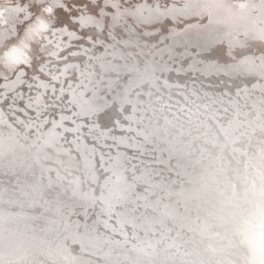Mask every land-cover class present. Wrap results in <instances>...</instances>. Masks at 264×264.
Returning <instances> with one entry per match:
<instances>
[{"label": "bare ground", "instance_id": "1", "mask_svg": "<svg viewBox=\"0 0 264 264\" xmlns=\"http://www.w3.org/2000/svg\"><path fill=\"white\" fill-rule=\"evenodd\" d=\"M27 2L28 0H0V5L1 3L6 5V8L0 9V77H8L6 80L0 78V87L2 86L0 88V154L1 152L4 154L0 155V163L7 164L9 169H12L15 185L21 179L23 172L20 171V163L30 168L35 166L38 171H33L34 175L42 174L41 170L45 167L46 178L43 180L46 186L47 184L51 186L52 193L49 197L45 194L40 199L42 200L40 208L35 209V186L27 187V183H23L24 185L19 183L18 187L2 188L0 194L10 204L8 208H0V264H114L106 260L101 252L84 246L81 235L87 225L92 228L93 234H96L95 232L108 234L106 232L109 230L105 231L104 228L121 233L122 240L131 243L130 247H134L132 242L135 241L144 243L151 251L150 258L159 260V264H246L247 253L241 244L244 221L254 215L256 208L264 205V121L259 114L260 111H264V106L256 102L257 99L264 101L263 92L259 95L255 93L254 98L247 97L248 102L252 104L250 109L248 105L247 108L244 107L242 102L243 106L239 105L244 108H241L235 96L233 100L228 99V96L226 99L220 96L219 99H214L213 102L216 103H213V97L209 99L210 96H205V91L210 89L221 93V90H224L232 95L230 87L225 85L211 88L199 85L201 93L200 91L198 93V88L195 89L191 83L187 86V83H183L178 77L180 74L174 73L185 72L187 69L194 72L199 68L197 60L200 59L202 62L199 65L208 66L215 73L223 71L233 75L234 70H230L229 67H237V71L240 69V73L245 72L247 76L248 73H254V70L263 75L258 67L264 66V42L258 40L255 34L264 31V0H145L143 4H140L139 0H131L132 4L138 6V11L132 14L129 9L119 10L124 7L123 0H104L106 4L118 6L114 19H118V22L124 19L127 21L121 24L125 25L124 29L127 31L125 34H122L118 24L113 26L112 20H107L103 15L97 18L95 16L97 8L88 4V0H69L74 8L79 9L84 4H87V7L78 13H72L70 17L58 13L54 19L64 21L65 28L50 27V31L42 33L40 50H37L34 43L40 37L33 36L28 39L26 35L29 24L27 14L19 15L18 5ZM39 2L56 9V5L64 3V0H39ZM240 2H246L248 7L241 10L237 7ZM90 13L93 14L91 19H89ZM17 17L21 18L20 21ZM71 17L73 19L76 17L77 22ZM89 24L94 26L90 27ZM82 25L88 26L82 28ZM103 25V31H99ZM136 25L141 27V31L146 32V36L129 30V27L137 29ZM107 26H111L108 34L113 37L109 41L105 38L106 31L109 30ZM78 27L81 28L80 31ZM155 30L156 34L153 33ZM69 32L73 33L69 35ZM74 35H80L82 38L72 42L76 43L75 46L63 47L70 43L69 40H73L69 37ZM87 37L93 38L92 43L88 42ZM158 39L163 41L155 44ZM21 40L28 43L29 48L32 49L31 55L33 52L37 55V51L53 50L55 55L64 57L50 69L51 65H46L45 61L48 57L32 56L33 66L27 69V76H24L19 67L13 73L9 71L4 53L12 46H18ZM103 40H105L104 48L95 45V42L103 44ZM51 43H56L58 47H54L56 44L53 46ZM122 45L124 46L121 47ZM194 45H198L196 48L198 50L206 49L211 57L207 56L209 55L207 53L196 60L192 54L181 61V57L193 52L190 47ZM107 46L109 48H106ZM60 47V50L66 49L57 53ZM79 50L86 54L74 52ZM68 51L74 54L70 53L69 56ZM147 51L148 55H144ZM155 54L157 56L154 60ZM87 55H92V59ZM140 56L150 59L147 63L142 62V68L135 65V61H144L139 59ZM256 58L258 59L255 60ZM94 61H97L98 67H101L95 72L96 75L92 74L95 70L93 66L96 64L93 63ZM87 63L92 67L86 68ZM39 64L40 69L35 66ZM171 67L175 71L170 72ZM133 68L137 69V72H131ZM60 70L61 74L58 73ZM41 71L50 74L63 87L58 89L56 82H49V77ZM115 72H121V75ZM117 75L119 77H116ZM123 75L128 79L126 81L123 79L121 82ZM158 76L162 78L160 83L157 80ZM116 78L120 80L118 82H121L122 86L116 84ZM251 81L252 78L240 81L244 83L241 86L243 90L236 88V93L239 96L248 94L246 89ZM31 82H34V85H31ZM178 85H186L190 92ZM234 86L239 85L234 84ZM253 86L261 90L264 81L257 80ZM28 88L34 89L35 92H29L32 96L25 97ZM135 88L142 91H146L147 88L158 90V95L154 98L155 100L158 98L157 103L152 102L154 99L150 95L151 100L153 99L149 104L151 107L145 109L144 104L140 103L141 100L146 101L144 97L127 94ZM9 91L14 94L10 93L12 97L7 96ZM106 91L110 92V95L106 94ZM51 92L55 95L58 93L57 98L58 95L67 93L64 95L70 99L69 102L66 101L67 104L75 103L76 106L73 105L74 107L71 108L79 111L75 114L96 118L94 124L88 123V125L94 126L97 131L92 130L95 133L91 134L96 138L97 143L104 145L107 136L112 140L113 137L115 138V143L118 145L114 147L110 145L113 150L108 153L109 157H106L102 149L89 140V137L80 135L79 138H75L73 135L72 138V135H69V130L80 127L77 123L71 127L66 122L67 119L75 118L71 117L73 114L70 116L63 109H55L54 99L48 100L50 96L52 97ZM189 93H192L191 96ZM5 96L11 98V103L10 98ZM242 96L239 100H242ZM20 97H24L23 100L17 101ZM184 97L188 98V101H185ZM221 99L226 102H221ZM114 100L118 103L114 104V107L117 106L116 110L119 107L125 114L121 115L127 118L125 121L120 119L119 111L117 112L113 107L97 114L110 106ZM56 103H59L57 99ZM126 103L130 104L123 108ZM7 104L15 107L14 110L13 107L5 108ZM67 104L65 103L66 106ZM229 105L231 113L226 111ZM16 108L20 111H15ZM5 109L16 114L12 116H15L19 125L11 121L13 117L9 116ZM147 109L153 116H147L145 113ZM251 109L253 115L246 114ZM50 110L57 111L58 115L56 113L50 118V114L46 115ZM21 111L29 114L28 120H26L28 115L21 114ZM32 113L35 114L34 117L31 116ZM158 115L161 118L156 121ZM31 127L35 129L32 136H30L32 132L30 135L26 133ZM62 135H66V139L62 138ZM27 137L29 144L36 145L35 151H32L34 146L31 148L27 141L21 139ZM68 137L72 139L73 146L76 145L75 147L79 149L78 153L72 152L77 148L72 147V150H69V147L65 148L61 143ZM109 141L107 142L110 143ZM69 143L67 146H72ZM19 149L21 151L29 149L32 153L30 155H33L30 160L34 159L35 164L32 165L30 160L23 161L27 158L24 159L25 154L19 152ZM39 150L42 152L40 157ZM9 151L13 152V156L21 154L22 159L9 157ZM65 151L73 156L76 155V161L81 164L79 168L82 174L75 173L70 168L66 170L72 173L70 175H64L58 170L72 166L71 159L74 157L71 155L66 154L68 161L65 165L62 162L65 156L60 153L65 154ZM103 152L105 153L106 150ZM133 153L138 160L134 158ZM43 158L55 162L42 160ZM13 163H17L18 166ZM125 168L128 180L124 177ZM161 169L165 172H161ZM102 171L107 172L102 175ZM191 172L196 173V177H192ZM109 175V179L107 177L101 180ZM114 175L116 177L112 180ZM79 179L91 189L95 187L97 181L105 187L107 181H110L109 187H106L108 195L114 193L113 196L120 198H115L114 201L123 203L126 200L130 203L126 202L127 205L123 203V211L112 208L116 210L115 222L108 219L109 211L106 210L109 207L104 209L106 213L104 217L100 215L103 205L101 208L97 207V214L96 212L89 214L91 206L96 205L92 199L87 196L81 197L80 192H77ZM183 180L191 183L183 185L181 183ZM92 181L94 183H91ZM172 182H177L172 188L165 185ZM66 187L69 188L65 193ZM143 187L147 189L146 193H143ZM161 188H164L163 192H159ZM87 189L85 187L82 190ZM131 191H135V194H131ZM154 191L166 197L161 201L160 208H157V199L152 200L153 196L145 200V197ZM54 192L56 193L53 196ZM170 195H173L172 199L167 200ZM136 204H141L140 208L132 211ZM146 205L149 209L156 210V216L150 218V215L149 217L146 214L142 215ZM126 206H129V210H126ZM74 210L80 211L81 214L70 217ZM124 211L130 212L128 216L120 214ZM39 212L41 214L44 212V215L41 217L39 215L35 223V216L40 214ZM134 215L140 216V221L133 219ZM45 218H53L56 221H45ZM24 219L29 223L30 228L27 231H23L18 226L19 222L23 224ZM78 225L82 227L80 232ZM51 228H54L55 232H50ZM136 228L143 230L142 235H138L139 231ZM129 229L135 236V241L125 237L123 230L126 233ZM60 231L63 233L59 235ZM71 231H76L77 236ZM164 236H169V240ZM179 244L182 246L179 247ZM196 244L198 246H195ZM134 250L139 249L134 247ZM178 250L180 252H177ZM112 258L120 261V257ZM121 258H124L123 255Z\"/></svg>", "mask_w": 264, "mask_h": 264}, {"label": "rangeland", "instance_id": "2", "mask_svg": "<svg viewBox=\"0 0 264 264\" xmlns=\"http://www.w3.org/2000/svg\"><path fill=\"white\" fill-rule=\"evenodd\" d=\"M49 4H51V3H49ZM161 4H163V3H161ZM58 5L60 6L61 4L59 3V4H57L56 6L58 7ZM6 8V5L5 4H3V3H1V5H0V9H2V8ZM1 14L2 15H5V13L4 12H1ZM17 18H19V17H17ZM20 19L21 18H19L18 20L20 21ZM71 19L72 20H74L75 22H77V19H76V17L73 19L72 17H71ZM76 19V20H75ZM22 22V21H21ZM127 21L124 19L122 22H118V23H116V24H118L117 26H119V28H121L120 29V31L122 32V34H125L127 31H126V29H124L125 27V25L123 26V25H121V24H125ZM20 24V23H19ZM22 24V23H21ZM90 25V27H93L91 24H89ZM121 25V26H120ZM85 26H88V25H82V28L83 27H85ZM138 28L136 29V28H130L129 26V30L130 31H137V32H139V34H141V35H144V36H146V32L145 31H141L142 29H141V27L139 26V25H136ZM108 28H109V30L107 29V33H106V36H105V38H106V40H110V38H113V37H111V36H109V31H111V26L109 27V26H107ZM78 28H80V27H78ZM102 29H104V25L102 26ZM79 31L81 30V28L80 29H78ZM156 30H158V29H156ZM156 30H155V32H153L154 34H156ZM159 31V30H158ZM157 31V32H158ZM143 33V34H142ZM145 33V34H144ZM152 32H151V34H153ZM65 36H66V34H65ZM79 37V38H78ZM81 36L80 35H74V36H72V37H69V39H73L72 41L71 40H69L70 41V43H68L67 45H65V46H63V47H70V46H75L76 45V43H72V42H75L76 40H79V39H81L80 38ZM105 38H103V39H105ZM159 39H161L160 37H159ZM157 40L158 42H156L155 44H159L160 42H162L163 40ZM105 40H103L102 42H103V44H97V42H95L96 44V46L97 47H102V48H104V42ZM160 41V42H159ZM51 42V41H50ZM50 42H49V44H50ZM119 42V41H118ZM139 43H141V42H139ZM52 44V43H51ZM56 43H53L52 45L54 46ZM199 46H200V44H198ZM198 45H194V46H192V47H190L192 50H193V52L192 53H189V54H186V56H183V57H181V61L183 60V59H185L186 57H189L190 55H194L196 58V60L197 59H199V58H202V57H200L201 55L202 56H204L205 54H207L208 52H207V50L206 49H202L203 50V52H202V50H198V49H196L197 47H198ZM77 46H78V44H77ZM124 45H122L121 47H123ZM130 46H132V47H134V45H130ZM54 47H58V45L56 44ZM195 47V48H194ZM246 48H248L249 46H245ZM66 48H63L62 50H60L61 49V47L57 50V53H60L61 51H63V50H65ZM106 48H109L108 46L106 47ZM195 50H197V51H195ZM52 51V52H51ZM49 50V51H37L38 53H37V55H36V53L35 52H33V54H32V56L33 57H37L38 55H39V57H37V58H40V57H43V56H45V57H48V59L47 60H45L46 61V65L47 64H49V65H51V66H49V68L50 69H52V66L53 67H55L54 65H56V62L57 61H59V60H61V59H63V57L64 56H57V55H55V53L53 52V50ZM201 51V52H200ZM46 52H47V54H46ZM76 54L78 53V52H81V50H79V51H74ZM74 52H70V51H68V54L67 55H69V56H71L70 55V53H73L74 54ZM101 52L103 53V49H101ZM100 52V53H101ZM200 52V53H199ZM54 53V54H53ZM83 55H85L86 53L85 52H81ZM81 53H78V54H81ZM85 53V54H84ZM135 53H137V52H135ZM144 53V52H143ZM226 53V52H225ZM139 54V53H138ZM144 55H148V51L146 52V54L144 53ZM88 56V55H87ZM131 56V55H130ZM157 55L155 54L154 55V60H155V57H156ZM177 55H174V57H176ZM89 58H91L92 59V55H90V56H88ZM97 57V54L95 55V58ZM198 57V58H197ZM53 61H52V60ZM139 59H144V57L143 56H140L139 57ZM157 59V58H156ZM160 60V59H159ZM178 60V59H177ZM204 60V59H203ZM44 61V62H45ZM48 61V62H47ZM150 61V59H144V61L143 60H141V62H139V61H135V65H139V66H141L140 68H142V62H145V63H147V62H149ZM138 62H139V64H138ZM200 62H202L200 59L199 60H197V65H198V69H195V71L194 72H191V69H187V70H190V71H185V72H175L174 74H180V76H178L179 78H180V80H182V82L183 83H187V86H189L190 85V83L193 85V87L195 86V89H197V91H198V93H199V91H200V93H201V89H200V87H199V85L200 86H208V87H211V88H220V87H223V86H228V87H230V89H231V91H232V95L230 94V93H227V92H225L224 90H221V93H222V95H221V93H218L216 90H211L210 91V89L206 92H204L203 90H202V92H204L205 93V96H207V97H209V99H211L212 97H213V99H212V102H213V100L214 99H216V98H220V96H224L225 98L224 99H226V97L228 98V99H230V100H233V97L235 96V97H237L238 98V102H237V104L239 105H242L243 103V105H244V107H246L247 108V105H248V107H249V109H250V106L252 105L250 102H248V98L247 97H250V98H254L255 97V93L256 94H262V92H263V95H264V87H262L261 88V90H259L257 87H255V86H253V84L257 81V80H259L260 82H262V81H264L262 78H260L259 77V75L260 74H258V73H256L255 71H257V70H254V73H248V76H247V74L244 72V74L243 73H240V69H239V71H237V68H231V67H229V69L230 70H234V78H233V75H231V74H229L228 75V73H226V72H218V73H215L213 70H210L211 68L210 67H208V66H204V65H199L200 64ZM51 63V64H50ZM93 63H96L94 66H93V68L95 69V70H93V72H92V74H94V75H96V73L95 72H97L98 70L97 69H101V67H98L99 66V64H98V62L97 61H94ZM174 63H176V61L174 62ZM88 64V63H87ZM85 64V67L87 68L88 66L91 68L92 67V65L91 64ZM43 65H45V63L43 64ZM91 65V66H90ZM36 66V68H38V69H40V64L39 65H35ZM88 67V68H89ZM96 67H98V68H96ZM203 67V68H202ZM57 68H60V66H57ZM172 68V67H171ZM171 68H169L170 69V72L171 71H175V70H173V68L171 69ZM202 69V70H201ZM204 69V70H203ZM208 71H207V70ZM208 72H206V71ZM237 72H236V71ZM137 72V69L135 70L134 68L133 69H131V72ZM41 72H43L46 76H48L49 77V82H51L52 83V81L53 82H56V86H57V88L58 89H60L61 87H63V85L59 82L58 83V81L57 80H55V79H53L52 78V76L49 74L48 75V73H46V72H44V71H41ZM61 72V70L58 72V73H60ZM130 72V73H131ZM204 72V73H203ZM120 74L121 75V72H115V74ZM128 73V72H127ZM127 73H125V74H127ZM241 75H240V74ZM61 74V73H60ZM98 74V73H97ZM124 74V75H125ZM200 74V75H199ZM205 76H204V75ZM251 74V75H250ZM255 74V75H254ZM124 75L123 76H121V82L123 81V79H124V81H126L127 79H128V77H126V78H124ZM127 75H129V74H127ZM175 76V75H174ZM230 76V77H229ZM257 76H258V78H257ZM31 76H29V78H30ZM116 77H119V75H117ZM200 77V78H199ZM32 78H34V76H32ZM160 78L161 77H159L158 76V78H157V80H158V83H160L161 81H162V78H161V80H160ZM175 78V77H174ZM174 78L172 79V80H174ZM248 78H252V81H251V83H249L250 84V86H248V90L246 89V91H248V94H243V96L240 94V96H239V94L238 93H236V88H238L239 90H243V87H241V86H243L244 85V83L243 82H240V81H242L243 79H248ZM35 79V78H34ZM50 79H51V81H50ZM186 79V80H185ZM230 79V80H229ZM237 79H239V80H237ZM242 79V80H241ZM27 80V79H26ZM116 81H117V85H119V86H122V83L121 82H118V81H120V80H118V78H116L115 79ZM235 80H237V82L235 81ZM189 81V82H188ZM192 81V82H191ZM231 81H232V83H231ZM193 82H194V84H193ZM227 82V83H226ZM23 83H25V80L23 81ZM22 83V84H23ZM32 83V84H31ZM30 84L31 85H34L33 83L34 82H31ZM189 83V84H188ZM205 83V84H204ZM208 83V84H207ZM55 84V83H54ZM196 84H198V85H196ZM215 84V85H214ZM224 84V85H223ZM233 84V86H231ZM234 84H237V85H239V86H234ZM26 86H27V84H25ZM31 85H29V87H31ZM95 85H96V83H95ZM143 85H145V83H143ZM211 85V86H210ZM221 85V86H220ZM35 86H37V84H35ZM178 86H180V87H183L187 92H190L189 90H188V88H187V86L186 85H178ZM261 86H263V85H261ZM137 87V86H136ZM152 87H154V86H152ZM151 87V88H152ZM241 87V88H240ZM0 88H2V86L0 87ZM31 88H34V87H31ZM31 88H28L27 89V94H26V91L24 92V94H26L25 95V97L26 96H32V95H30L29 94V92H35V88L33 89V90H30ZM57 88H55L56 90H57ZM113 88H115V87H113ZM112 88V89H113ZM54 89V90H55ZM200 89V90H199ZM244 89H245V87H244ZM1 90H3V89H1ZM113 90H115V89H113ZM136 90V91H135ZM149 90V91H148ZM156 90V89H155ZM154 90V88L152 89V90H150L149 88H147V90L146 91H142V89L141 90H139V89H134L132 92V96H134V94H137L138 96H141V97H144L143 99H145L146 101H143V100H141L140 101V103L142 102L143 104H144V108L146 109V108H148V107H151V106H149V104H151V101L155 98V97H157L156 95H158L157 93H158V90H156L155 91ZM153 92V94H149L150 92ZM252 91V92H251ZM2 92V91H1ZM108 91H106V94H109L110 95V92H108ZM136 92V93H135ZM146 92V93H145ZM213 92V93H212ZM251 92V93H250ZM254 92V93H253ZM9 94L7 95V96H10V97H12L11 96V94L10 93H12V92H8ZM50 93V92H49ZM138 93H140V94H138ZM149 95H148V94ZM216 93V94H215ZM54 94V95H53ZM58 94V93H57ZM56 94V95H57ZM65 94H67V93H64L63 95H58V97L59 98H57V96L55 95V93L54 92H51V94L50 95H52V97L50 98L49 97V99L48 100H53L54 99V101H55V104H54V106H56L55 107V109L56 110H59V109H63L65 112H67L68 113V115H70V114H73L71 117H75V118H73L74 119V121H73V119L72 118H70V119H67L66 120V122L67 123H69V125L71 126V127H74L75 126V124L77 123L78 125H79V127L80 128H74V129H71V131H72V133H71V131L69 130V129H67V131L69 132V135H72L71 137L73 138V135H74V137L76 138H79L80 137V135H82V136H87V137H89V140H92L93 142H95V144L97 145V147H100L101 149H102V153L104 154V155H106V157L108 156L109 157V154L108 153H110V151L111 150H113V147H114V145H116L117 143H115V138L113 137V140L112 139H109V137L107 136V137H105V139L106 138H108V139H106L107 141H109L110 143H108L107 141H106V143L105 144H107L108 146H113L112 148H111V146L110 147H108V146H106L105 144V146L102 144V143H97V141H96V138L95 137H92V135L91 134H94L95 132H97V131H95V129H94V126H90V124H94V121L96 120V118H94V116L92 117H87V115H82V114H78L79 113V111L76 109V110H74V108H71V107H74L73 105H75V103H73V104H67L69 101H70V99L69 98H67V97H64V95ZM190 94V95H189ZM188 95L189 96H191V94L192 93H189ZM208 94H210V95H208ZM227 94V95H226ZM236 94V95H235ZM12 95H14L13 93H12ZM148 95V96H147ZM150 95H152V100H151V96ZM231 95V96H230ZM250 95V96H249ZM7 96H5V98H10V97H7ZM56 96V97H55ZM218 96V97H217ZM241 96H242V100H239V99H241ZM146 97H147V99H146ZM240 97V98H239ZM24 98V97H23ZM23 98L22 97H20V99H18L17 101H22L23 100ZM58 100V102L59 103H56V99ZM66 98V99H65ZM63 99H64V101H63ZM158 99V98H157ZM156 99V100H157ZM185 101H188V98H186V97H184L183 98ZM7 100V99H6ZM13 100V99H12ZM68 100V102H66ZM150 100V101H149ZM155 99L152 101V102H154L155 103V101H156ZM175 100V99H174ZM244 100L246 101V102H244ZM259 100V101H258ZM261 100V101H260ZM13 101H15V100H13ZM177 101H179V100H177ZM221 102H226V100H220ZM9 102L11 103V98L9 99ZM63 102V103H62ZM115 100L113 101V102H111L110 103V106L108 105V107H105L103 110H101V112H98L97 114H99V113H102L104 110H106V109H109V108H114L115 110H116V107L117 106H115L114 107V104H115ZM207 102H209V101H207ZM241 102H242V104H241ZM248 102V103H247ZM256 102H260L261 104H262V106H264V101L262 100V99H257V101ZM9 103V104H10ZM65 103L67 104V106L65 105ZM146 103H147V105L148 106H146ZM156 103H157V101H156ZM155 103V104H156ZM213 103H216V101L215 102H213ZM116 104H118L117 102H116ZM130 104V103H129ZM128 103H126L124 106H123V108L125 107V106H127V105H129ZM154 104V105H155ZM23 105H25V103H23ZM153 105V107H155ZM173 105V104H172ZM239 105V106H240ZM242 105V106H243ZM9 106V107H8ZM53 106V107H54ZM76 106V105H75ZM11 107H13V106H10V105H5V108H7V109H11ZM152 107V108H153ZM229 107V109H226V111L227 112H230L231 113V111H230V108H231V106L229 105L228 106ZM241 107V106H240ZM244 107H241V108H244ZM14 108L15 107H13L12 109L14 110ZM119 109V110H118ZM118 109L116 110L119 114H120V119L121 120H126L127 118L126 117H122L123 115H125L123 112H122V110H120V108L118 107ZM6 110V109H5ZM46 110V109H45ZM148 110V109H147ZM252 110V109H251ZM251 110H249L250 111V113H252L253 112V110L251 111ZM15 111H20V109H18V108H16L15 109ZM78 111V113H76L75 114V112H77ZM150 110H148V112H149ZM6 112L7 113H9V116H12V115H15L16 116V114L15 113H10L9 112V110H6ZM123 114H122V113ZM200 112V111H199ZM57 113V114H56ZM150 113V112H149ZM21 114H23V115H28V117L26 118V120H28V118H29V114H26V113H24V112H22L21 111ZM48 114H50V118H52L55 114L56 115H58V112L56 111V112H54L53 110H50V111H47V113H46V115L48 116ZM148 114V113H147ZM33 115H35L34 113H32L31 114V116L32 117H34ZM76 115V116H75ZM122 115V116H121ZM15 116H12L13 118V120H11L12 122H14L15 124H18L19 125V123L17 122L16 123V118H15ZM81 118V119H79V118ZM94 118V119H93ZM93 119V120H92ZM49 120H52V119H49ZM79 120V121H78ZM83 120V121H82ZM71 121V122H70ZM81 122V123H80ZM84 122V123H83ZM82 123L84 124V125H82ZM88 123H90L89 125H88ZM5 126V125H4ZM7 126V125H6ZM21 127H22V125H20ZM19 126V127H20ZM31 129H34L33 127H31V128H29V130H25L26 131V133L28 134V135H30V133H31V135L30 136H32V135H34V133H35V129H34V131H31ZM92 130H94V131H92ZM75 131V132H74ZM88 132H90V134L88 133ZM62 138H65L66 139V135H62ZM70 137H68L67 138V140H68V142H66L67 140H62V144L64 145V147L65 148H68L69 150H72V147H73V149H74V147L76 146H73L74 145V143L71 141L72 139H69ZM21 139H23V140H25V141H27L28 142V144L30 143L29 142V138L27 137V139H25V138H21ZM112 140V141H111ZM71 141V142H70ZM71 143L72 144V146H67L68 144L67 143ZM65 143H66V145H65ZM69 143V144H70ZM30 145V147L32 146H34L33 148H32V151H35V148H36V145L35 144H29ZM101 145V146H100ZM102 145H103V147H102ZM118 145V144H117ZM46 147V146H45ZM75 148H77V147H75ZM78 149V148H77ZM77 149H74V151L72 150V152L73 153H78V151H79V149L77 150ZM20 150V149H19ZM41 150H43V149H41ZM41 150H39L40 152H38L39 153V157L40 156H42V155H40V153L42 154V152H41ZM106 150V152H107V154H106V152L104 153L103 151H105ZM19 152H23L24 154H25V156H24V158L27 156V155H30V150L28 149L27 151H26V149L25 150H20ZM28 152V153H27ZM43 152H45V150H43ZM62 152H64V151H62ZM66 152V151H65ZM60 153V152H59ZM12 154V155H11ZM32 154V153H31ZM61 155H63V156H65V158H64V160H62L63 161V164L65 165V163H66V161H68V159L66 158L67 157V155H71V156H73L72 154H70L69 152H66L65 154L63 153H60ZM67 154V155H66ZM141 154H144V153H141ZM146 155H149V154H147V153H145ZM11 155V156H10ZM10 155H8L9 157H12L13 156V152L12 153H10ZM16 155V154H15ZM17 155H19V156H21V158H22V155L21 154H17ZM132 155H134V158L136 159V160H138V157H136L135 155V153H133ZM151 155V154H150ZM7 156V157H8ZM33 156V155H32ZM32 156L30 155L29 157H28V159H25V160H23V161H29L31 158H32ZM14 157V156H13ZM26 157V158H27ZM74 159L72 158L71 159V162H72V166L71 167H76V168H78L79 170H80V168H79V166L81 165L80 163H78V161H76V155L74 154ZM9 159V158H8ZM11 159V158H10ZM48 159V158H47ZM66 159V160H65ZM21 160V159H20ZM34 159H32V161H31V164L33 165V164H35L34 163V161H33ZM45 161H47V160H45ZM48 161H51V160H48ZM51 162H53L54 163V161H51ZM57 162V161H56ZM73 164H75L74 166H73ZM34 169L33 170H35V166H32ZM31 167V168H32ZM99 167V166H98ZM92 208V209H91ZM91 208H90V210H89V213L92 211L93 212V214H94V212H96V214L98 213L97 212V210H98V208L96 207L95 208V206H91ZM77 213H79V214H81V212L80 211H75L74 210V212H72L71 213V216L70 217H73V216H75V215H78ZM92 214V213H91ZM105 215V214H104ZM104 215H101V216H103L104 217ZM77 250H79V249H77ZM65 255H67V254H65ZM67 258H70V256H66ZM79 257H81V256H79ZM52 260H55V259H52Z\"/></svg>", "mask_w": 264, "mask_h": 264}, {"label": "water", "instance_id": "3", "mask_svg": "<svg viewBox=\"0 0 264 264\" xmlns=\"http://www.w3.org/2000/svg\"><path fill=\"white\" fill-rule=\"evenodd\" d=\"M208 54H209V52H208ZM207 56L211 57L210 54L207 55ZM257 59L258 58H256L255 60H257ZM235 68H237V67H235ZM258 68H260L259 71L261 70L260 72L263 74V75H259V77L264 80V66L261 65ZM132 93H133L132 90H130L127 94L131 95ZM138 104H140V103L138 102ZM218 109H220V108H218ZM149 112H148V110L145 111V113H148L147 116H149V117L153 116L152 113L151 112L149 113ZM246 114H250V111L247 112ZM259 114L262 115L261 116V119H262V121H264V118H263L264 117V111H260ZM251 115H253V114L251 113ZM218 117H220V115H218ZM160 118H161V116L158 115L156 121H158V119H160ZM2 150H4V149H2ZM10 153H12V152H10ZM2 154H3V152H1L0 155H2ZM28 157H27V159H28ZM14 158H18L19 159V158H21V156H18V155H15L14 154ZM42 160H46V159L43 158ZM47 160H51V159H47ZM13 164H15L16 166H18L17 163H13ZM19 166H21L20 167V171H23V172L21 173V179H19L18 182L15 185V184H13L16 181H14L13 178H12L13 177V174L12 173H14L12 171V169L11 168L9 169V166L7 164L0 163V191L2 190L3 187H13V186L14 187H18L17 184H19V183L20 184L21 183L22 184L23 183H25V184L27 183L26 184L27 187L28 186L29 187L35 186V202H36L35 209L36 208H40V205L42 203V200H40V199H42L45 194L47 195V197H49V196H51V193H52L51 186L48 185V184L46 186V182L43 180V179L46 178L45 171H44L45 167H43L42 170H41V173L42 174L34 175V172L33 171H36L37 172L38 170H36V169L33 170V168H30L29 166L27 167L26 164L23 165V163H20ZM67 168H70L75 173L76 172H79L81 174L83 173L82 170L80 171L76 167H69V166L68 167L65 166L63 168H59L58 170L60 172H63L64 175H70V174H72V173H68L66 171ZM97 169L99 170L100 167H97ZM49 170L52 171L53 169H49ZM126 170L127 169L125 168L124 169L125 172H123V173H124V177L128 180L129 177L127 175V171ZM163 171L164 170L161 169V172H163ZM168 171L169 172H173L172 170H168ZM105 172H107V171H102L101 172L102 175H104ZM193 172H191V173H193ZM193 174H192V177H196L197 174L196 173H193ZM107 177L109 179L110 175L104 177L101 180H105ZM115 177L116 176L114 175L111 179L114 180ZM163 177H165V176H163ZM10 178L12 180H10ZM22 179H23V181H22ZM62 179L66 181V179L64 177H62ZM25 180H27V181H25ZM79 180H77V189H78L77 192H80L79 195L81 197L87 196L88 198L92 199V201L94 202V205H96L95 207L101 208V206L103 205V208H101V209H103V211L100 212V215L106 214L105 211H104V209L106 207H109V209L106 210V211H109L108 212V215H109L108 219L110 221L115 222L116 219H115V215L114 214H116V210L119 209V210H122L123 211V209H122L123 206L122 205H123V203H125L127 205L126 202H128V201L125 200L123 203H119L118 200L117 201H114L113 200L115 198L116 199L117 198L120 199L119 197L113 196L114 193L113 194H110L111 196L108 195L109 192L107 191L106 187H109L110 181H107V184H106L107 186L106 187L105 186H102L101 185V182H98L97 181L95 183V187L91 189V188L88 187V185L86 186L83 183V180H81V179H79ZM91 183H94V182L92 181ZM181 183H183V185H184V184L191 183V181L183 180V182H181ZM176 184H177V182H172L171 184H165V185H169V187L172 188V185H176ZM71 186H73V184H71ZM125 186H126V183H125ZM85 187L88 188V189L87 190H82V189H85ZM68 188L69 187H66V189H64V192L65 193H66V191H67ZM125 190H127L126 187H125ZM163 190H164V188H161L159 192H163ZM142 191H143V193H146L147 192V189H145V187H143ZM49 192H50V194H48ZM131 192H132L131 194H135V191H131ZM157 192L158 191H154L152 193H149V195L147 197H145V200H148V197L149 196H153L152 200H156L157 199L156 200V205H157V208H160L161 207V201H164V199L166 197L162 193L158 195ZM55 193L56 192L53 193V196H54ZM61 194H63V192ZM105 195H107V196H105ZM63 196H64V194H63ZM172 197H173V195H170L167 200H169V199L171 200ZM26 199L30 200L29 198H26ZM31 202H32V199H31ZM128 203H130V202H128ZM9 204L10 203H8V200H5L3 198V195L0 194V208L1 209L8 208L9 207ZM129 206H126V210H129V208H128ZM140 206H141V204H136L135 208L132 209V211H137L138 208H140ZM89 208H90V206L88 207V209ZM112 208H115L116 210L115 209H112ZM130 212H131V210H130ZM130 212L128 211V213H127V212L124 211V212H121L120 214L122 216L123 215L124 216H128L127 214H129ZM39 213L40 214H38L37 216H35V223H36V220H38V218H39L38 216L39 215H40V217H41V215H44V212H42V214H41V212H39ZM91 213H93V212L91 211L89 214H91ZM77 214L79 215V213H77ZM143 214H146L147 216L150 215V218H151V216H156V210L149 209L148 205H146L145 212H142V215ZM133 219H135L137 221H140V216L134 215L133 216ZM21 220H23V218H21ZM50 220L56 221L53 218H45V221H50ZM54 221H52V222H54ZM143 224H145V222H143ZM18 226L23 231H27L30 228L29 227V223L27 222V219H24L23 224L19 222ZM104 229H105V231L106 230H109V232H106L108 234H99V232H95L96 234H93L92 233V228L89 225H87V228H86L85 232H82L83 234L81 235V241L83 242V244H85L84 246H86V247H88V248H90L92 250L101 252L102 254H104V258L106 260H108V261H110V262H112L114 264H120L122 262H126L128 264H159L160 263L159 260H154V259L150 258L151 256L149 255V252H151V251H150V249H148V246L147 245H145L143 242H142L143 244H140V241L139 242H136L135 241V236L131 234V230L130 229L126 233H125L124 230H123V232H124V234H126L125 237H127V239H131L132 241H135L136 242V243L135 242H132V243H134L133 246L135 248L139 249L138 251L137 250H134V247H130V244L131 243L129 241L122 240V236L123 235H121V233L115 232V231H110V229H107V228H104ZM83 230H84V228H83ZM137 230L139 231V234L138 235H142L141 232L143 230L142 229H137ZM40 231H42V230L40 229ZM63 231H60L59 232V235L62 234ZM78 231L79 232L82 231V227H80V225H78ZM50 232H52V233L55 232V229L54 228H51V231ZM71 232L73 233L74 236H77V232L76 231H71ZM187 232H189V231H187ZM164 237L166 239H168V240L170 238L169 236H164ZM181 246H182V244H179V247H181ZM195 246H198V245L196 244ZM183 248L185 249L186 246H184ZM177 252H180V251L178 250ZM122 255H123L124 258H121ZM112 257H118V258L120 257L119 258L120 261H116Z\"/></svg>", "mask_w": 264, "mask_h": 264}, {"label": "snow or ice", "instance_id": "4", "mask_svg": "<svg viewBox=\"0 0 264 264\" xmlns=\"http://www.w3.org/2000/svg\"><path fill=\"white\" fill-rule=\"evenodd\" d=\"M140 4H143L145 0H139ZM88 4L97 8L95 16L100 18L101 15L107 20L113 21V26L118 23V19H114L118 6L113 4H106L104 0H88ZM124 7L120 8V11L125 9L130 10V14L138 11V6L132 4L131 0H123ZM87 4L82 5L77 9L73 7V4L69 0H64L59 7L53 9L51 6L39 2V0H28L27 3H20L18 5L19 15L24 16L27 14L29 18V24L27 25V37L31 39L33 36H38L40 39L34 41L37 50H40V45L43 40L42 33L50 31V27L65 28V22L58 19H54L58 13H64L66 17L72 16V13H78L85 9ZM237 7L241 10L248 7L246 2H240ZM93 14H89V19ZM82 16V15H81ZM103 31V29H99ZM73 32H69L71 35ZM256 38L261 42H264V31L255 34ZM79 38V37H78ZM89 43H92L93 38L87 37ZM32 49L29 48L28 43L24 40L19 42L18 46H12L9 51L4 53L9 71L15 72L19 67L24 76H27V69L33 66V57L30 54ZM54 54V53H53ZM2 79H8V77H0ZM51 183V180L49 181ZM241 244L245 247L247 253L246 264H264V210L261 211L260 219L254 220V217H250L244 221V227L241 232Z\"/></svg>", "mask_w": 264, "mask_h": 264}, {"label": "clouds", "instance_id": "5", "mask_svg": "<svg viewBox=\"0 0 264 264\" xmlns=\"http://www.w3.org/2000/svg\"><path fill=\"white\" fill-rule=\"evenodd\" d=\"M262 210H264V205H261L260 207L255 209V212L253 215L255 221H258L260 219V215H261Z\"/></svg>", "mask_w": 264, "mask_h": 264}]
</instances>
